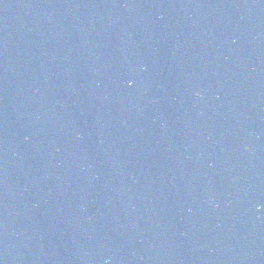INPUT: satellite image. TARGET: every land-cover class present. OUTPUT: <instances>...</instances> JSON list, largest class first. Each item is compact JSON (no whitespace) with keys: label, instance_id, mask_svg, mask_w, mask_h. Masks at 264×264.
<instances>
[{"label":"water","instance_id":"95a60500","mask_svg":"<svg viewBox=\"0 0 264 264\" xmlns=\"http://www.w3.org/2000/svg\"><path fill=\"white\" fill-rule=\"evenodd\" d=\"M0 264H264V0H0Z\"/></svg>","mask_w":264,"mask_h":264}]
</instances>
